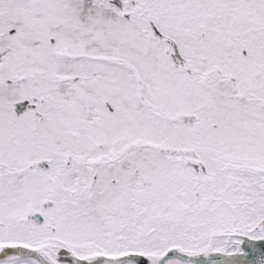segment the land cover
Returning a JSON list of instances; mask_svg holds the SVG:
<instances>
[{"label":"snow or ice","instance_id":"6c2138e0","mask_svg":"<svg viewBox=\"0 0 264 264\" xmlns=\"http://www.w3.org/2000/svg\"><path fill=\"white\" fill-rule=\"evenodd\" d=\"M0 264H264V0H0Z\"/></svg>","mask_w":264,"mask_h":264}]
</instances>
